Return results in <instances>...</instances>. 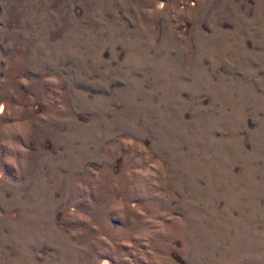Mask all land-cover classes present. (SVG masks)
Wrapping results in <instances>:
<instances>
[{
	"label": "rangeland",
	"instance_id": "1",
	"mask_svg": "<svg viewBox=\"0 0 264 264\" xmlns=\"http://www.w3.org/2000/svg\"><path fill=\"white\" fill-rule=\"evenodd\" d=\"M0 264H264V0H0Z\"/></svg>",
	"mask_w": 264,
	"mask_h": 264
}]
</instances>
